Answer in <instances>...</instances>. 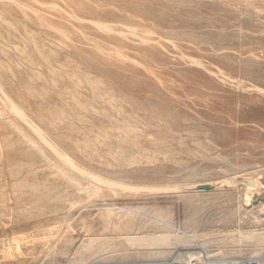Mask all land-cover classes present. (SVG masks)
<instances>
[{
	"label": "rangeland",
	"instance_id": "374dc122",
	"mask_svg": "<svg viewBox=\"0 0 264 264\" xmlns=\"http://www.w3.org/2000/svg\"><path fill=\"white\" fill-rule=\"evenodd\" d=\"M234 260L264 264V0H0V264Z\"/></svg>",
	"mask_w": 264,
	"mask_h": 264
},
{
	"label": "built area",
	"instance_id": "2783aa9c",
	"mask_svg": "<svg viewBox=\"0 0 264 264\" xmlns=\"http://www.w3.org/2000/svg\"><path fill=\"white\" fill-rule=\"evenodd\" d=\"M232 264H248V263H245V262H242L241 260H234L231 262ZM250 264V263H249Z\"/></svg>",
	"mask_w": 264,
	"mask_h": 264
},
{
	"label": "bare ground",
	"instance_id": "6f19581e",
	"mask_svg": "<svg viewBox=\"0 0 264 264\" xmlns=\"http://www.w3.org/2000/svg\"><path fill=\"white\" fill-rule=\"evenodd\" d=\"M86 227V226H85Z\"/></svg>",
	"mask_w": 264,
	"mask_h": 264
}]
</instances>
